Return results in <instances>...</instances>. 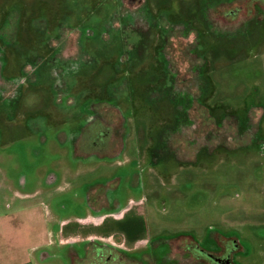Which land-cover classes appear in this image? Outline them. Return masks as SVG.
Instances as JSON below:
<instances>
[{
	"label": "rangeland",
	"instance_id": "obj_1",
	"mask_svg": "<svg viewBox=\"0 0 264 264\" xmlns=\"http://www.w3.org/2000/svg\"><path fill=\"white\" fill-rule=\"evenodd\" d=\"M147 1V11L161 26L191 24L198 30L206 5L219 0ZM222 1L228 10L234 0ZM117 3L0 0V40L9 38L5 52L13 56L8 64L3 60L6 74L15 82L31 75L21 86L23 95H0V264H106L107 257L112 258L107 264H116L110 251L95 243L85 252L74 241L61 242L60 225L96 217L89 205L93 188L98 189L91 199L108 193L116 200L100 208L110 219L105 235L92 237L96 244L112 242V235L116 243H123L124 235L146 240L120 257V264H157L153 254L160 264H205L197 263L188 245L212 252L213 238L224 235L239 241L237 264H264V26L232 37L242 23L234 15L228 19L235 24H225L210 7L203 51L191 38L172 42L182 33L171 31L168 67L155 60L158 39L150 52L140 50V63L136 59L138 64L130 66L113 55L123 53L121 46L112 48L125 19L115 25L116 33L105 32L108 26L112 30ZM150 25L144 20L140 32ZM6 30L10 33L3 36ZM133 32L126 35L129 47L136 40ZM218 33L226 37L213 36ZM142 45L150 44L140 38ZM51 46L60 49V57ZM68 59L75 61L66 65ZM159 65L170 81L159 76ZM123 83L130 99H118L125 120L117 110L95 106L94 97L74 106L57 101V91L104 98ZM93 105L97 121L84 130L74 152L75 143L59 142L58 136L77 138L93 116ZM102 132L105 137L96 141ZM111 142L117 146L110 149ZM105 153L117 155L99 158ZM91 227H84L81 237L93 235Z\"/></svg>",
	"mask_w": 264,
	"mask_h": 264
},
{
	"label": "flooded vegetation",
	"instance_id": "obj_2",
	"mask_svg": "<svg viewBox=\"0 0 264 264\" xmlns=\"http://www.w3.org/2000/svg\"><path fill=\"white\" fill-rule=\"evenodd\" d=\"M117 2H118L117 4L119 6H118V10L115 12L116 17L113 19V22H112V30L108 26L105 32H107L109 34L116 33L115 25L119 24L117 22H119L121 18L125 19L126 24H124L121 27L122 32L120 35V39H118L116 41V43L112 44V46H113L112 48L114 49L117 46H119V47L121 46L123 53L117 54L114 52L113 55L120 56L121 60L124 63H128L130 66L138 64V62H134L136 59H138V61L140 63V54H141L140 50L142 52L145 51V53L150 52L152 50L151 46L155 44V39H158L159 42H157V44L159 46V48H158L159 52L156 53L155 60H157L159 62L162 61L168 67V60L166 59L165 49L167 46V40L170 37L168 35L171 34V31L177 30V31H180L182 33L179 37L174 36V38H170V40L172 42L173 41L175 42L176 39H184L185 40V39L191 38L192 39L191 42L196 41L199 48H201V50H202V44L203 43L205 44L204 40L208 39L207 34H208V28H209L208 18H209V12H210L209 8L210 7L215 9V11L217 12L218 18L220 20L222 18L221 21H223L225 24L226 23L235 24V23H230L233 20L228 19V17L230 18L231 16H234V15H235L234 19H236V17H237L238 21H240V23H242L237 28V30H235L234 33H232V37L235 36L236 34H238V32L247 33V31H251V29L253 27L256 29L257 26H260V27L264 26V0H234V1L230 2V4H232V7H234V9L232 7L231 8L229 7L228 10H224L225 5L222 3L223 2L222 0H219L215 3H209L206 5V9H205L206 11H205V16H204L202 26L198 30L194 29L197 27H190L191 24L189 26H185L182 24H175V25L170 26V27H168V25L167 26L166 25L161 26L159 21L156 19V17H154L151 12L147 11L148 10L146 8L147 3H148L147 0H117ZM217 4H219V5L216 6ZM219 13L221 15H219ZM150 17H153L155 19L151 20ZM224 17H226V19ZM245 17H247V18L245 19ZM218 18L216 19L218 24H220V23L223 24V22L219 21ZM144 20H148L149 25L151 24L150 23L151 21L152 22L156 21L157 24H155V26L150 25L152 27V29H150L149 27H146L143 32L142 31L140 32V23L144 22ZM241 20H242V22H241ZM244 21H247L245 24L246 27L242 26L245 23ZM166 27H168V29H166ZM147 28H149V29H147ZM118 29H120V28H118ZM169 29H171V30H169ZM128 30L134 31L132 33V35L134 37H136V40L130 45V47L128 46V42L126 43V39H127L126 35L128 33ZM69 31H71V32L75 31L76 32L75 29L69 30ZM8 33H10V32L6 30L5 35H3V36H8ZM79 33H80V35L82 34L81 32L77 31V34H79ZM248 33L250 34V32H248ZM64 34H68V30L64 31V32H60L58 34V38H60ZM213 36L222 37L224 35H221L220 33H218L216 35L214 34ZM9 37H11V36H9ZM224 37H226V36H224ZM140 38H146L149 41L150 45L148 46V49H145L146 45L140 46ZM7 40H3V39L0 40V51L3 50L5 53V55H4L0 52V95L2 97L7 98V99H11V98H14V96L16 95L17 92H18V94H17L18 96L23 95L24 90L21 86H23L25 84V78H27L31 75H27V73H26V75H20L21 78H20L19 82H18V80H17V82H15L13 76L6 74L7 66L3 62V60L6 59V62L8 64L9 58L13 57L11 55V53L5 52V49L7 50L9 48V46L11 45L10 43H6V42H8ZM209 40H211L210 37H209ZM6 44H9V45H6ZM155 46L157 47V45H155ZM170 47L173 48V45H171ZM52 49L58 51L59 57L61 56L59 48L55 49L54 46H51L50 50H52ZM156 49H154V50H156ZM169 59H170V55H169ZM65 60H67V59L64 58L63 62ZM70 60L68 59V61L65 62L66 65H72L73 61H75V59H70ZM160 67H161V73L162 74H160L159 76L163 77L162 78L163 80L170 81L171 75L167 74L168 71H166L167 70L166 67L165 66H160ZM17 77H18V74L15 75V78H17ZM161 77H159V78H161ZM201 77L204 78V76H201ZM62 82H64V81L62 79H60L58 83H62ZM126 82H128V80ZM125 83L118 86L117 89H115L113 92H106L104 98H99V97L92 95L93 92L80 95V93L74 94L68 90L62 91V93H60V91H57V101L61 104L74 106L76 103H79L81 101H85L89 97H94V98H96V101L98 103L95 106L100 105V107L103 109H106V107H109L108 109L117 110L121 114L122 119L125 120V115L122 113V110L119 108V101H118L120 95H121V98H123V99L127 98V100H130L127 97V93L122 92V88L124 87ZM108 93H113V95L109 96ZM122 94H126V96L124 97V96H122ZM113 97H116V100L115 99L113 100ZM95 106L93 105V108H92V111H93L92 115L93 116H90L89 122H87L86 126L79 129V131L77 132L78 137L71 139L70 135H67L64 132H62V135L60 137L58 136V138L60 139L59 142L62 141L61 140L62 138H64L65 140H68V141L69 140L73 141L75 143V144H73L75 146L73 148V150H74V152H76L78 150L79 143L84 141L81 139V136H82L84 130L87 129L89 126H92L90 124L93 121H95V120L97 121L96 116L98 115V113H97ZM47 114L49 116L51 115V119H57V117L55 115H52L49 112ZM95 137H96V139H95L96 141L101 142L103 137H105V133H103V132L100 134L98 133V134H96ZM256 137H257V135L251 141H254L256 139ZM112 142L110 143V149L113 146H117V144L112 143ZM251 145L253 147L255 144L251 143ZM251 145H247L245 147H249ZM201 150L202 151L205 150V147ZM123 152L124 151L122 150V152H120V153H123ZM117 154H119V152ZM117 154L108 155L107 153H105V155H98V156H100L99 158H113ZM78 155L79 154L74 153V156L77 157ZM81 156L86 158V157H89L91 155L89 154V156L88 155H81ZM96 190H94V188H93L89 194L95 195L96 192H94V191H96ZM105 194L97 196L96 198H94V200L91 199V196L89 195V202H91V203H89V205L90 206L92 205V207L90 209L96 213L95 214L96 216L102 215V213H99V211L101 210L100 209L101 207L107 206L108 204L116 203V200L109 199L107 197L108 193H105ZM123 218H124V216H123ZM121 220H125V219H121ZM125 236H127V235H124L123 237H125ZM116 238L117 237L112 235L113 241L109 242L108 244H98L99 242H97V244H96L97 240L93 239L89 242H83L79 245H81V247H84L85 252H88L90 250V248L92 247V245H94V243H95V245L100 246L99 248H103V249L110 251V255L112 257H114L113 259L116 261V264H120V262L123 263V261L120 259V257L122 258L127 254L123 249L124 248L123 243H119V242L116 243L114 241V240H116ZM213 242L216 246V249L214 251H212V252L202 251L206 254L212 255L214 258L212 260L207 259L204 255H201L200 251L202 248L201 247L199 248V246H196L195 243H193V242H191L188 245L187 251L194 257L195 260H197V263H198V261H200V262L202 261L205 264H237L236 259L242 253V249H241L240 245H238L239 241L237 240V237L235 235H224V236H218L217 238L214 237ZM73 248H71V250ZM167 248L169 250L166 252V255L168 256V258L170 259V262H171L172 260H174L172 257V253H171V246L168 245ZM113 249H115V250H113ZM71 254L74 255V257H75L77 252L71 251ZM100 254H101V250H98L97 251L98 259H100L99 258ZM74 257H73V259H74ZM152 258H153V260H157L158 263L160 264V261H161V260H159L160 257L153 254ZM111 259H112L111 257H107V258L103 259V261H105V263L107 264L108 262H110ZM175 262H176V260H175ZM74 263H77V261L74 260Z\"/></svg>",
	"mask_w": 264,
	"mask_h": 264
},
{
	"label": "crops",
	"instance_id": "obj_3",
	"mask_svg": "<svg viewBox=\"0 0 264 264\" xmlns=\"http://www.w3.org/2000/svg\"><path fill=\"white\" fill-rule=\"evenodd\" d=\"M90 218L91 220L95 219V221L97 223L95 224H87L85 221L86 219ZM85 220H79L80 222H76L75 224L74 223H71L73 225H75L76 227L75 228H70L71 224H66L64 223L63 225H60V236L62 235H65V238L64 239H61L62 243H69V244H72L70 243V241H74L73 243L78 245L80 244L78 241L81 239L82 240V243L83 242H89L91 240H93L94 238H92L93 236H96L97 238L99 237L100 239L105 235V233L103 231H105L104 229L107 228V221L110 219L107 215H100L99 217H92L91 214H89L87 217H86ZM84 225V226H82ZM92 225V231H95L93 233V235H88V236H85V237H81V235L79 234L80 231H82L84 229V227L86 226H91ZM79 227V231H76V228ZM102 230V231H101ZM101 232V233H100ZM111 235V234H110ZM109 238H112V236H109ZM146 243V240H143V239H134V238H131L129 237L128 235L124 237V242H123V245H124V251L126 253L128 252H134L135 250L139 249V246H140V243ZM73 258V257H72Z\"/></svg>",
	"mask_w": 264,
	"mask_h": 264
},
{
	"label": "water",
	"instance_id": "obj_4",
	"mask_svg": "<svg viewBox=\"0 0 264 264\" xmlns=\"http://www.w3.org/2000/svg\"><path fill=\"white\" fill-rule=\"evenodd\" d=\"M200 254L204 255L207 259H211V260L214 259L212 255L206 254V253H204L202 251H200Z\"/></svg>",
	"mask_w": 264,
	"mask_h": 264
}]
</instances>
